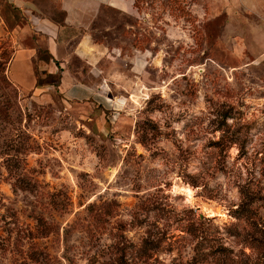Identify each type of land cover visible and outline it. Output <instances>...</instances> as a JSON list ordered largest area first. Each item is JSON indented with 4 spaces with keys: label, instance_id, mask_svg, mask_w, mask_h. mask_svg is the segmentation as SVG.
Segmentation results:
<instances>
[{
    "label": "rangeland",
    "instance_id": "obj_1",
    "mask_svg": "<svg viewBox=\"0 0 264 264\" xmlns=\"http://www.w3.org/2000/svg\"><path fill=\"white\" fill-rule=\"evenodd\" d=\"M34 1L61 18L54 0ZM132 2L133 14L98 16L93 67L69 57L98 103L64 100L56 74L19 92L0 38V264H264L254 23L234 22L226 0Z\"/></svg>",
    "mask_w": 264,
    "mask_h": 264
},
{
    "label": "crops",
    "instance_id": "obj_2",
    "mask_svg": "<svg viewBox=\"0 0 264 264\" xmlns=\"http://www.w3.org/2000/svg\"><path fill=\"white\" fill-rule=\"evenodd\" d=\"M13 7L27 21L25 25H8L0 11V38L7 37L12 43L11 57L6 66V76L21 93H35L45 85H36L40 74H59L56 85L62 98L67 101L97 100V88L79 79V71L69 67V57L76 56L89 66L96 61L95 52H101L103 45H97L89 32L107 7L126 15L133 14L132 0H54L61 13L60 19H53L42 13L38 1L2 0ZM234 14V22L254 23L257 54L264 60V0H226ZM241 11V14L238 13ZM240 15L244 18H240ZM233 22V20L231 21ZM67 30H71L68 35ZM247 33V32H246ZM247 35L250 36L249 33ZM248 37V36H247ZM36 38L43 40V47L49 60L37 58ZM30 41V42H28ZM38 72V73H37ZM91 75L95 73L89 70ZM22 86H24L22 88Z\"/></svg>",
    "mask_w": 264,
    "mask_h": 264
},
{
    "label": "trees",
    "instance_id": "obj_3",
    "mask_svg": "<svg viewBox=\"0 0 264 264\" xmlns=\"http://www.w3.org/2000/svg\"><path fill=\"white\" fill-rule=\"evenodd\" d=\"M0 1H2V0H0ZM12 8H13V7H12ZM13 9H14V8H13ZM14 10H15V9H14ZM11 52H12V50H10L8 56H6L5 58H3V59H4V62H5V72H6V66H7V63H8V61H9L10 57H11ZM40 54H41V55H40ZM37 58L46 61V60H49V59H50V56L46 53V50H43V51L38 50V51H37ZM55 74H56L57 79H59V74H58V73H55ZM45 75H46V76H52V75H54V74H45ZM6 81H7L8 84H11L10 81L8 80L7 76H6ZM11 85H12V84H11ZM36 85H41L39 76L36 77ZM56 85H57V83H56ZM12 86H13V85H12ZM13 87L16 89L15 86H13ZM262 245H263V243H262Z\"/></svg>",
    "mask_w": 264,
    "mask_h": 264
},
{
    "label": "bare ground",
    "instance_id": "obj_4",
    "mask_svg": "<svg viewBox=\"0 0 264 264\" xmlns=\"http://www.w3.org/2000/svg\"><path fill=\"white\" fill-rule=\"evenodd\" d=\"M192 190L189 187H183V194L186 196L187 199L191 196Z\"/></svg>",
    "mask_w": 264,
    "mask_h": 264
}]
</instances>
